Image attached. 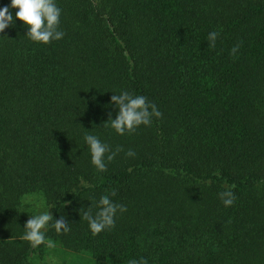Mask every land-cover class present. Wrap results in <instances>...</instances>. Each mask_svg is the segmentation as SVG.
Returning <instances> with one entry per match:
<instances>
[{"label": "trees", "instance_id": "16d2710c", "mask_svg": "<svg viewBox=\"0 0 264 264\" xmlns=\"http://www.w3.org/2000/svg\"><path fill=\"white\" fill-rule=\"evenodd\" d=\"M56 4L62 39L31 41L15 8L0 33V264H47L49 253L72 264H264V0ZM124 90L162 118L125 135L105 126ZM86 134L122 146L107 171L92 165ZM113 189L127 210L94 236L83 211ZM34 200L69 223L66 234L49 225L53 249L21 239Z\"/></svg>", "mask_w": 264, "mask_h": 264}, {"label": "clouds", "instance_id": "9594fccd", "mask_svg": "<svg viewBox=\"0 0 264 264\" xmlns=\"http://www.w3.org/2000/svg\"><path fill=\"white\" fill-rule=\"evenodd\" d=\"M11 8L17 9L15 19H18L27 27L26 36L31 41L49 44L64 37L65 33L59 30L62 10L56 4V0H11L9 6L0 8V33L14 24ZM218 36V31H212L208 34L207 39L210 48H215ZM239 48V44L234 45L230 54L235 55ZM110 102L116 106L118 113L115 119H112L111 113H109V118L104 124L110 126L118 135L132 134L142 125L150 127L153 117L162 118V113L154 103L148 101L147 97L133 95L127 90L121 91L119 94H113ZM84 141L90 151L91 163L99 172L107 171L105 158L108 162H111L119 152L123 151L122 146H116L113 151L108 144L101 142L93 134H86ZM125 155L133 157L135 152L129 149ZM115 195L116 191L113 189L110 191V195L101 196L95 205L97 209L95 214L92 211L93 205L83 211V219L87 221L92 235L95 236L106 229L114 228L116 213L118 211L123 213L127 210L126 206L116 204L110 199V196ZM219 197L226 207L231 206L235 201L231 186L226 187L224 191L219 193ZM52 207L55 206L53 205L46 211L29 217L24 226L25 232L21 239L27 241L33 249L42 244L49 249L56 247L54 241L46 238V231L50 224L57 234H66L71 230L69 223L63 216L58 220L53 219L49 212ZM127 264H148V261L142 257L140 259H130Z\"/></svg>", "mask_w": 264, "mask_h": 264}, {"label": "rangeland", "instance_id": "374dc122", "mask_svg": "<svg viewBox=\"0 0 264 264\" xmlns=\"http://www.w3.org/2000/svg\"><path fill=\"white\" fill-rule=\"evenodd\" d=\"M32 203L35 204L34 206L38 213L44 211V208L41 202L34 200ZM45 260L47 261V264H72L71 262H67V260H64L60 255L56 253L46 254Z\"/></svg>", "mask_w": 264, "mask_h": 264}]
</instances>
